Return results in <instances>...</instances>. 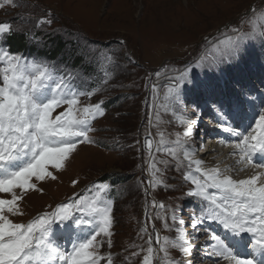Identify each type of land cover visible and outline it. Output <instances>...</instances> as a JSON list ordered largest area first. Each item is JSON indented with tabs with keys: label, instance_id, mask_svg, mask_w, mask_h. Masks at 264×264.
Returning a JSON list of instances; mask_svg holds the SVG:
<instances>
[{
	"label": "snow or ice",
	"instance_id": "6c2138e0",
	"mask_svg": "<svg viewBox=\"0 0 264 264\" xmlns=\"http://www.w3.org/2000/svg\"><path fill=\"white\" fill-rule=\"evenodd\" d=\"M253 10L249 6V12ZM231 32L235 35L212 46L215 55L211 60L201 56L193 65L177 70L178 75L169 77L160 107L171 112L185 131L182 136L178 134L174 147H162L166 143L163 133L155 146V151L165 152L177 161L176 171L185 169L184 180L192 185L185 196L200 202L189 217L191 240L204 238L197 235L203 232L210 242L201 245L202 256H193L194 245L182 227L185 221L172 209L170 217L157 214L155 218L163 222L164 229L176 225V238L164 237L161 241L154 224L151 233L147 226L141 229L148 243L143 264H153L156 259L153 239L163 253L162 264H195L197 259L208 258H212V264H220V259L228 264H264V88L242 82L243 77L221 84L226 72L244 62L255 41L264 48V29L242 32L231 28ZM11 34L8 23L0 25V41ZM0 64V193L11 194V199L0 198V264H113L112 254L100 251L105 244L109 249L113 246V204L110 195H100L110 190L109 183L100 182L88 189H95L96 197L74 194L67 203L27 223L9 219V214L23 215L18 202L29 190L41 191L33 179L55 180L49 168L61 170L78 145L96 143L89 133L94 131L93 121L105 115L103 102L82 107L80 98L91 97L94 89H80L73 74L6 51L2 44ZM195 68L212 69L214 75L197 78ZM155 76L159 78L160 73ZM260 83L264 85V79ZM151 90L157 92L155 84ZM189 93L196 95L188 101L196 106L194 118L183 114ZM58 108L64 111L53 116ZM202 113L210 115L222 133L234 138L221 136L220 142L234 148L232 155L238 157V167L208 168L196 158L187 141L194 135ZM156 119L159 121L160 116ZM144 143L150 160V184L155 188L164 183L159 178L162 171L153 156L151 135ZM249 168L253 171L246 178L235 179L230 174L239 175ZM76 183L73 181V186ZM150 206L167 211L163 203L153 201ZM170 249L179 250L183 261L171 259Z\"/></svg>",
	"mask_w": 264,
	"mask_h": 264
},
{
	"label": "rangeland",
	"instance_id": "374dc122",
	"mask_svg": "<svg viewBox=\"0 0 264 264\" xmlns=\"http://www.w3.org/2000/svg\"><path fill=\"white\" fill-rule=\"evenodd\" d=\"M22 1L26 2L24 12L28 18L55 21L53 25L44 23L46 30L53 28L60 32L59 28H65L66 34L84 35L89 40L87 42H91L88 56L92 57L99 72L108 75L105 78L99 76L96 81L85 78L84 83L78 85L80 89H94L91 97L80 98L82 107L100 102H103V107L108 100L117 97L122 99L120 102L115 100L113 109L105 111L104 116L93 121L94 131L89 136L96 143L78 145L61 170L49 168L56 176L55 180L39 182L33 179L32 183L41 191L29 190L23 200L18 202L23 215L9 214V219L14 223H27L37 215L67 203L74 194L91 199L97 193L95 189L91 192L88 189L94 184L106 182L109 183L110 190L100 195L102 198L109 195L111 197L114 235L113 246L109 249L105 244L100 251L102 254L110 252L113 264H143L148 247L147 237L141 233L145 226L151 233L154 224L161 241L164 237L176 238V225L171 230L164 229L163 222L155 218L157 214L170 217L172 209L176 210L178 218L185 221L182 227L194 245L193 250L196 252H193V256H202L203 253L199 252L201 245L210 240L203 232L197 235L204 238L191 240L193 229L188 226L189 217L193 208H198L199 201L185 196L192 187L190 182L184 180L185 169L176 171L177 161L172 156L155 151V146L161 139L160 133H163L166 142L162 147H174L178 134L182 136L185 128L171 112H164L160 105L164 103L169 77L178 75L177 70L193 65L201 56L211 60L215 55L212 46L228 35H235L231 28H238L242 32H247L249 28V32L264 29V0ZM249 6L253 7L252 12H249ZM47 10L52 12V16L43 17ZM3 11L0 10V20H3ZM10 11H14L11 6ZM3 41L8 49L19 48L24 55L48 56L49 53L42 44H34V39L25 45L22 36L17 34L6 35L0 43ZM108 41H118L120 45L111 49L110 55L95 54L97 51L108 52L101 43H109ZM67 44L56 51L51 50L49 54L60 57L56 61L58 66L83 65L81 60L75 61L74 51L69 49L76 44ZM262 55L255 59L252 56L246 58L241 63L242 67L241 64L238 67L241 71L234 68V77H243L242 82L264 88L260 83L264 79L260 70L264 68V53ZM64 56L66 59H63ZM193 71L200 79H208L214 75L212 69L195 68ZM156 72L160 73L159 78L155 76ZM205 72H209V76H204ZM232 78L226 72L221 81L222 86L224 81ZM152 84L157 87L155 94L151 90ZM193 99H196L193 93L186 96L183 112L192 118L196 106L188 101ZM62 111L64 108H58L53 116ZM157 115L160 116L159 121L156 119ZM206 123L207 120L199 122L200 126L211 131L213 127ZM213 130H218L215 125ZM202 134L204 144L200 146L198 142L196 146L194 138L201 139ZM149 135L154 144L153 156L157 167L162 171L159 178L164 181L155 188L150 184V160L144 143ZM209 135L208 132L194 129V135L187 143L195 145V153L198 155V152L205 151L204 145L207 146ZM200 153L199 156L204 157ZM160 161L167 163L161 164ZM117 174H131L130 183L120 179L122 177L118 178ZM73 181L78 183L73 186ZM16 191L19 193L20 190ZM0 198L11 199V194L0 193ZM153 201L157 205L163 203L167 211L151 207ZM152 247L157 250L153 264H162L163 253L159 252L160 245L155 239ZM169 256L181 262L184 259L177 249H170ZM207 262L212 264V258L197 259L196 264ZM222 262L228 264L220 259V263Z\"/></svg>",
	"mask_w": 264,
	"mask_h": 264
},
{
	"label": "trees",
	"instance_id": "16d2710c",
	"mask_svg": "<svg viewBox=\"0 0 264 264\" xmlns=\"http://www.w3.org/2000/svg\"><path fill=\"white\" fill-rule=\"evenodd\" d=\"M25 3L22 0H0V4L3 6H0V10L3 11V20H0L4 23H8L11 26V35L17 34L19 36H22L23 42L26 45L28 41L31 39H34V44L40 45L42 44L45 46L46 51L49 53L51 50L56 51L63 47L64 45H68L67 43L76 44V46H72L69 48L70 50L74 51L75 55V61L81 60L83 62V65L75 66V65H65V66H58L57 60L60 59L58 56H53L48 53V56H33V55H24V57H27L29 59L35 58L38 62H46L49 65H53L62 73H71L76 77L75 84L78 86L81 83H84L85 78L91 79L93 81H96L99 76L101 78H105V74L103 72H99L96 69V65L92 59L91 56H88L87 52L89 50V45L91 42L88 38L84 35L80 36H70V34H66L65 28H59V31H55L53 28L51 30H46L44 27V23H40L41 21H46L45 18H28L25 10ZM9 5V6H8ZM10 6L14 8V11H10ZM46 10V9H44ZM6 13V14H5ZM52 16V12L50 10H47L45 15L43 17ZM51 24H55L54 20H51ZM250 22V20L248 21ZM251 28L248 29L247 32L250 31ZM59 32V33H50V32ZM8 36V35H7ZM6 37V36H5ZM19 40V39H16ZM15 41V40H14ZM99 43V41H96ZM107 42H101L102 47H104L108 52L105 51H97L95 54L99 55H110V50L118 47L120 43L108 41ZM255 46L248 49L249 52H247V56L244 57V60L248 58L249 56H252L254 59L255 57L261 56L264 53V48L261 47L260 42L254 43ZM3 45L7 47V44L3 41ZM11 53H17L20 52L19 48H10L8 49ZM86 53V55H85ZM85 55V56H84ZM88 56V57H87ZM263 56V55H262ZM63 59H66L64 56ZM171 64V63H170ZM242 67V64H241ZM241 71V68H238ZM264 69V68H263ZM261 70V68H260ZM264 72V71H263ZM228 74L230 78L234 77V68L231 71H228ZM204 76H209V72L203 73ZM229 78V77H228ZM229 80V79H228ZM93 83V82H92ZM122 98H113L111 100H108L104 103L103 108L105 111H110L114 107V103H116L115 100H120ZM120 102V101H119ZM118 175V174H117ZM123 176L118 175L117 177H122L120 179L127 182V184L131 181V174H122ZM103 180V178H102ZM116 184V183H115ZM126 184V186H127Z\"/></svg>",
	"mask_w": 264,
	"mask_h": 264
},
{
	"label": "bare ground",
	"instance_id": "6f19581e",
	"mask_svg": "<svg viewBox=\"0 0 264 264\" xmlns=\"http://www.w3.org/2000/svg\"><path fill=\"white\" fill-rule=\"evenodd\" d=\"M214 125H215V123L211 124V127L214 128ZM195 129L196 130H198V129L204 130V128L202 126H200L199 123H197V126ZM212 133H214L215 136L213 138V142H212L211 147L208 148L206 151H201V153L203 154L204 157H200L199 152H198V155L196 154V158L203 160L205 166L208 168H212V167H216V166H219L221 169L238 167V165H237L238 157L232 155L233 151H235L234 148H232L230 146H226L220 142L221 136H223L226 139H234V138L227 136L226 134L222 133L219 129L213 130ZM252 171L253 170L249 168L245 172L240 173L239 175H237L235 172H232L230 174H232L233 178H235V179H241V178H246L248 175L251 174ZM7 198H9V197H7ZM202 241H200V243ZM194 244L196 245V243H194ZM194 251L195 250H193V252ZM195 264H196V261H195ZM205 264H209V262H207ZM220 264H225V262H222Z\"/></svg>",
	"mask_w": 264,
	"mask_h": 264
}]
</instances>
